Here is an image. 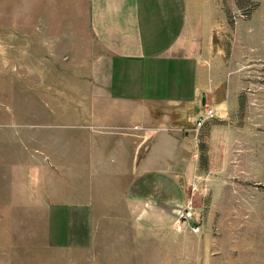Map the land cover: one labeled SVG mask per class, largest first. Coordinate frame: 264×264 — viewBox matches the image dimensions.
Here are the masks:
<instances>
[{"label": "rangeland", "instance_id": "rangeland-1", "mask_svg": "<svg viewBox=\"0 0 264 264\" xmlns=\"http://www.w3.org/2000/svg\"><path fill=\"white\" fill-rule=\"evenodd\" d=\"M189 9L214 32L200 82L216 115L195 130L210 104L149 106L174 163L129 176L132 130L110 117L124 106L94 84L90 0H0V264H264V0ZM92 197V244L53 246L50 203Z\"/></svg>", "mask_w": 264, "mask_h": 264}, {"label": "crops", "instance_id": "crops-1", "mask_svg": "<svg viewBox=\"0 0 264 264\" xmlns=\"http://www.w3.org/2000/svg\"><path fill=\"white\" fill-rule=\"evenodd\" d=\"M189 10V0H90L91 29L100 46V55L92 66L94 84L98 93L124 106L117 114L110 112L113 127L132 130H126L129 134L120 143L130 150L125 154L128 166L123 169L118 165V173L129 176L152 173L160 165L174 163V143L167 146L172 141L171 135L163 132L153 136L144 130L158 124L151 106L184 105L193 112L211 102L209 96L203 98L205 88L200 82V69L210 49L215 48L214 32L204 19L192 16ZM193 132L189 131L188 142L192 141ZM142 142L148 144L150 151L142 152L138 158ZM189 147V152H193L194 147ZM134 164H138V169ZM115 175L114 171L112 176ZM125 187V203L132 202L131 198L136 197L131 192L134 188ZM169 191L168 187L166 201ZM172 193L173 186L171 196ZM98 207L95 197L51 202L48 208L51 244L58 248L90 246L93 214L106 211Z\"/></svg>", "mask_w": 264, "mask_h": 264}, {"label": "built area", "instance_id": "built-area-1", "mask_svg": "<svg viewBox=\"0 0 264 264\" xmlns=\"http://www.w3.org/2000/svg\"><path fill=\"white\" fill-rule=\"evenodd\" d=\"M215 115L216 113L214 108L211 105H205L204 114L198 117L195 130H199V128L203 126L208 119L214 118Z\"/></svg>", "mask_w": 264, "mask_h": 264}]
</instances>
